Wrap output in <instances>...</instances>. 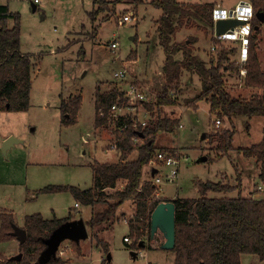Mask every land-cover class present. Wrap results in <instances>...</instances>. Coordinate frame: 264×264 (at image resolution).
<instances>
[{"label": "rangeland", "instance_id": "374dc122", "mask_svg": "<svg viewBox=\"0 0 264 264\" xmlns=\"http://www.w3.org/2000/svg\"><path fill=\"white\" fill-rule=\"evenodd\" d=\"M35 1L0 0V5L9 6L11 12L21 16L22 52L41 59V65L32 75L30 109L24 112H0V211L2 212L3 209L12 211L19 224L24 222L27 214L42 212L52 216L53 210L61 214L69 212L71 205L75 207V201L68 192L58 194L41 192L35 201L30 200L31 193L40 192L48 186L91 188L93 187V174L90 168L92 163L119 161V152L107 149V144L110 143L108 140H111V144L115 140L111 128L103 126V129L100 128L101 131L96 133L101 137L95 136L97 88L101 93L119 90V82L115 80L113 71L127 67L124 66L126 64L124 61L129 54L131 58L138 54L137 67L141 72L145 69L146 62L150 65L146 74L149 79L156 77L162 71L165 60V52L155 28V20L161 16V10L150 5V0H144L142 6H140L141 0H123L117 5L110 3L108 9L100 13H93L98 8L94 0ZM108 1L115 2V0ZM179 1L215 3V7L223 8H232L239 2V0ZM34 8H37L36 12ZM92 13L97 14L95 19H92ZM131 13L135 14L136 20L132 19L125 24L119 22L120 16ZM13 22L10 20V27H13ZM190 23L189 26L181 27L182 38L179 39L181 41L175 42L176 44H189L194 54L199 58H206L210 64L212 61H217L220 47L231 49L234 50V54L230 56V60L238 64L236 44L219 42V48L217 47L214 53L211 50L216 43L214 29L202 20L192 19ZM253 36L258 37V34L254 32ZM112 40L120 43V48L116 52H111L107 48ZM173 41H176V35ZM154 53L155 60H152L150 55ZM261 53L264 63V51ZM182 59L183 53L180 51L175 56V60L181 62ZM228 74L227 87L233 94L248 97L259 92L246 87L245 82L240 81L237 72L230 71ZM194 75L195 72L182 73L179 85L173 91L176 94L180 93L176 96L175 104L165 108L168 110L166 112L171 109L179 110L180 107L182 112L187 107L196 108L197 103L194 102V98L200 94V86L198 88V84L194 82ZM159 76L152 81L148 78H143L146 81H142L140 77L137 80L144 86L152 88L156 80L164 82L160 79L162 76ZM130 80L128 72L127 81ZM148 95L150 98H156L151 92ZM78 96L83 99L78 121L73 125L65 126L62 124L60 110L62 99L69 101ZM198 117L199 119L195 120L197 129L210 128L207 137L215 136L217 131L228 124L224 119L220 128L215 127L214 121L217 118L212 117V121L210 120L209 104L205 101L200 102ZM184 119L185 128L180 129V139L182 143L188 145H178L176 131L159 133L157 136L158 151L172 152L181 159L176 182L165 181L157 190V199L197 198L199 197L197 181H216L219 178L223 182L237 185L238 179L234 180L232 177L235 169L238 171L237 175L242 174L244 183L248 181L246 184L248 189L253 190L255 184L260 183L258 164L254 159L247 158L239 152V148H248L262 141L263 117H237L234 126L227 125L229 129L233 127L235 129L233 140L235 149L229 151L224 158H221L223 157L221 152L209 139H201V134L196 132L193 119L189 116ZM7 135H14L23 143H17L5 157L2 139ZM204 157H208V162H201V158ZM161 168L163 175L168 173V168L165 166ZM242 187V193L247 195L246 187L244 185ZM262 187V190L258 188L256 192H263L264 186ZM233 194L236 196V193ZM160 195L162 196L159 197ZM260 195L264 198V192ZM103 207L104 205H99L97 209L100 211ZM127 209L126 216L122 215L120 218L122 223H117L116 229L107 236L111 244L109 254L112 260L104 263L103 253L93 247L88 251L86 259L78 258L74 264H173L172 257H166V252L169 251L148 250L151 247L158 249L164 242L165 238L161 232L156 234L154 240H151L146 233L142 240L144 247L141 251L139 246H136L139 251L131 249L133 242L125 243L124 236L132 237L127 225L136 216V209L132 210L131 205H128ZM79 210L82 212L81 216L86 219L92 208L81 206ZM84 244L87 245L88 241H84ZM70 245L72 249L70 251H73L74 244ZM131 251L139 253L136 260L132 259ZM66 260L71 259L66 258ZM243 263L247 264V261L244 259Z\"/></svg>", "mask_w": 264, "mask_h": 264}, {"label": "trees", "instance_id": "16d2710c", "mask_svg": "<svg viewBox=\"0 0 264 264\" xmlns=\"http://www.w3.org/2000/svg\"><path fill=\"white\" fill-rule=\"evenodd\" d=\"M123 0L108 2L94 0L98 6L93 13L107 10L108 4L117 5ZM255 13L264 12V0H250ZM151 4L161 9L163 14L158 20V32L161 45L166 53L164 66L165 84L158 93L155 102L146 103L151 113L149 124L140 130L131 127L120 134L119 149L121 160L118 163H101L95 161L93 170V187L87 190L73 186H48L41 192L58 193L71 192L76 201L86 206L104 204L101 211H94L88 226L94 231L110 222L117 210L126 201H134L137 205L136 216L129 222L133 239V249L150 233L151 214L155 207L168 199H157V187L151 182L142 183L144 167L159 150L157 136L159 133H174L177 129V119L166 112V107L174 105L172 91L178 87L183 69L197 73L202 81V91L194 98V102L206 100L210 104L212 115L223 122L227 119L232 126L237 117L264 118V71L257 52L258 37L251 36L249 59L245 68L246 87L262 89L261 93L248 97L233 94L227 87L228 72H237L241 65L231 62L230 56L234 50L218 47L217 61L210 66L197 58L189 44L173 43L177 30L191 25L192 19L202 20L214 29L212 19L214 3H181L178 0H151ZM106 7V8H105ZM91 14L95 19L97 14ZM13 20V27H10ZM187 20V22H185ZM261 22L256 17L253 20V33H260ZM21 16L12 13L7 5H0V112H24L30 109L32 91V60L21 50ZM220 42V43H219ZM194 42H191L193 44ZM182 51L181 62L175 56ZM121 93L111 90L101 93L97 88L95 98V127L109 125V111L117 102ZM82 97L73 100L62 99L61 117L65 126L73 125L78 120L82 105ZM197 107V106H196ZM101 112L104 114L102 115ZM215 119V120H217ZM226 122V120H225ZM235 129L221 128L211 135L210 141L224 158L229 151L234 150ZM138 138L139 142H135ZM137 152V157L129 160V156ZM245 157L254 159L258 164L259 179L264 186V137L262 141L248 148H239ZM238 184L227 182L197 181L198 198L172 200L176 204V246L174 264H242V254L258 255L264 261V198H253L242 195V184L238 174ZM123 184L124 188L120 189ZM260 185V186H262ZM259 187V186H258ZM239 190L237 197H210L213 194H229ZM114 191V192H112ZM261 192V191H260ZM264 192V191H263ZM2 227L0 243L17 239L12 234L15 224L13 214L1 212ZM72 218L46 220L36 214L26 217L25 230L27 241L21 243V261L6 258L0 264H38L39 257L45 249L43 240L63 223ZM99 245L106 252L109 246L100 241L94 233ZM77 247L78 243L73 242ZM47 264H67L61 257L52 258Z\"/></svg>", "mask_w": 264, "mask_h": 264}, {"label": "crops", "instance_id": "0c3cea01", "mask_svg": "<svg viewBox=\"0 0 264 264\" xmlns=\"http://www.w3.org/2000/svg\"><path fill=\"white\" fill-rule=\"evenodd\" d=\"M106 1H108V0H106ZM142 1V3H141V5L140 6H142V4L144 3V0H141ZM179 1V0H178ZM240 1V0H239ZM36 2V1H35ZM108 2H113V1H108ZM149 2V1H148ZM180 2V1H179ZM150 5H152L151 4V0H150ZM181 3H184V2H181ZM185 3H192V2H185ZM238 3V2H237ZM199 4H204V3H199ZM215 4V3H214ZM153 6V5H152ZM217 7V6H216ZM117 9V8H116ZM158 10H161V9H158ZM34 11L36 12L37 11V8H34ZM136 11L138 12V9H136ZM13 13V12H12ZM162 14H163V12H162V10H161V16H162ZM160 16V17H161ZM159 17V18H160ZM159 18L158 19H156L155 20V28H156V31H157V33H158V36H159V32H158V20H159ZM184 32V31H183ZM182 28H179L178 30H177V33H176V41H173L174 43L175 42H179V41H181V40H179L180 38H182ZM148 37H149V35H148ZM197 37V36H196ZM173 39H175V36H174V38ZM159 40H160V37H159ZM160 44H161V42H160ZM162 46V45H161ZM162 48L164 49V47L162 46ZM21 50H22V47H21ZM262 51H264V23H261V25H260V33L258 34V41H257V52H258V56H259V59H260V62H261V66H262V69H263V71H264V63H263V59H262ZM164 52H165V50H164ZM30 56V58H31V60H32V71H31V74L33 75V72H34V70H36V68H39V66L41 65V59H40V57H38V58H33V55H29ZM195 56H197L196 54H195ZM150 57H151V59L152 60H155V53L154 54H151L150 55ZM197 58H199L198 56H197ZM200 60H202L203 62H205L208 66H209V64H210V62L208 63L207 62V60H206V58H204V57H201V58H199ZM165 61H166V53H165V60H164V62H163V64H162V71H160L159 73H160V76H159V73L156 75V77H151V79H149L148 78V76L146 75L147 74V71H148V68H149V66L150 65H148L147 64V62H146V65H145V69H142L143 71L141 72V69H139V67H137V64L139 63V56H138V54L136 55V57H133V58H131V54H129V56L126 58V61H124V63H126V64H128V65H126V64H124V66H129L128 68H129V73H130V77H131V80L129 81L130 83H135V84H141V82H139V80H137V79H139L138 77H140V78H142L141 80L142 81H146V80H143V78H145V79H147L148 78V80L149 81H152L153 79H156V78H158V76L159 77H161L162 76V78H160L161 80L162 79H164L163 78V75H164V66H165ZM130 66H131V68H130ZM138 71H140V73L142 74V75H145V76H142V75H140V73H138ZM185 71H187V72H193V71H188V70H186V69H183V72H185ZM182 72V73H183ZM160 81V80H159ZM158 80H156V83L153 85V87L151 88L150 86H144L143 84H141L143 87H146V88H148V90L152 93V94H155V97L157 98V95H158V93L161 91V89H162V87L160 86V83L161 82H159ZM165 81V80H164ZM194 82L195 83H197L198 84V88H199V86H200V92L199 93H201V91H202V81H201V78H200V76L197 74V73H195V75H194ZM160 87H161V89H160ZM248 88H253V89H255L256 91H259V92H257V93H261V91H262V89H260V88H254V87H248ZM182 91V90H181ZM172 93V98H173V100H176L177 99V94L178 93H180V92H178L177 94H176V92H171ZM151 100H152V102H155V99L154 98H151ZM203 101H205V102H207L206 100H203ZM200 102L201 101H199L198 103H197V107L194 109H192V108H186V110L185 111H183L182 112V108L180 107V109L179 110H175V109H171V110H169V113H170V115H172V116H174V118H176V119H178L177 121H178V125H177V129H176V132L178 133V145H180V146H184V145H188V144H186V143H182V141H181V139H180V129H182V128H185V125H184V118L186 117V116H189L191 119H193V122H194V126H195V128H196V132L198 133V134H201V139L202 140H206V139H209L210 140V138L211 137H207V134H208V132H209V129L210 128H202V129H197L198 127H196V126H198L197 125V121L195 122V120H197V119H199V117H198V111H199V108H200ZM208 103V102H207ZM209 104V103H208ZM166 111H168V110H166ZM4 112H7V111H4ZM209 113H210V116H211V118H210V120L212 121V117H214L215 118V116L214 115H212V113H211V109H210V104H209ZM78 117H79V113H78ZM224 120V119H223ZM222 120V121H223ZM226 120V122L228 123L227 125H229L230 124V122L229 121H227V119H225ZM224 120V121H225ZM78 121V120H77ZM223 121V122H224ZM222 122V123H223ZM233 124H234V120H233ZM227 125H224L223 126V128H228V126ZM105 127H108L109 125H104ZM100 128H102L103 129V126H101V127H98V128H96L95 127V120H94V132H95V136H97V137H101V136H98L96 133H99V131H101L100 130ZM33 131H35V130H33ZM11 135H7L6 137H4L3 139H2V142H3V144H4V142L10 137ZM14 136V135H13ZM108 141H110V143L109 144H107V146H108V150L109 151H111V149L109 148V145L111 144V140L109 139ZM18 143H23L22 141H20V142H18ZM16 144L17 143H14L12 146H10L7 150H6V152H4V155H5V157L8 155V152L13 148V147H15L16 146ZM255 145V144H254ZM118 152H119V155H120V157H119V161L121 160V150L118 148V149H116ZM137 157V154H133V155H131V156H129V160H133V159H135ZM208 157H204V158H201V162L202 161H206V162H208ZM118 161V162H119ZM118 162H116V163H118ZM93 164V163H92ZM91 164V165H92ZM91 165H90V168H91V170H92V167H91ZM236 167V166H235ZM154 170H156V169H154ZM154 170H152V171H150L149 170V168H147V166H145L144 167V170H143V177H142V183H146V182H148L146 179L148 178V177H153L155 174H153V172H154ZM150 172V173H149ZM237 173H238V171L235 169V174L232 176L233 178H234V180H236V179H238V175H237ZM92 174H93V170H92ZM240 180H241V184L242 185H244V187H246V184H247V182L246 183H244V180H243V177H242V174L240 173ZM207 181H213V182H218V181H222L221 179H219L218 178V180H216V181H214V180H207ZM260 183H261V185H262V182L260 181ZM259 183V184H260ZM259 184H255V188L253 189V190H250V189H248L247 187H246V191H247V195H250V196H252L253 198L255 197V198H259V197H262L263 195H260L261 193H263V192H260L259 191V193H257L256 192V190L258 189V186L259 187H261ZM235 185V184H234ZM258 185V186H257ZM75 187V186H74ZM120 188H124V185L123 184H121L120 186H119ZM77 188H79V187H77ZM81 189V188H80ZM89 189V188H88ZM242 189H243V187L241 188V191H242ZM81 190H87V189H81ZM64 192H68V191H64ZM244 192V191H243ZM58 193H62V192H58ZM57 193V194H58ZM68 193H70L71 194V196L73 197V200L75 201V205H76V203H79L78 201H76V199L74 198V196L72 195V193L71 192H68ZM233 193H236V196H234V194ZM246 193V192H245ZM41 193H39V191H35V193L33 192V193H31V199L30 200H33V201H35L38 197H39V195H40ZM53 194H56V193H53ZM229 195H233V196H229ZM239 195V190H237V191H234V192H232V193H229V194H213V193H211L209 196L210 197H237ZM242 195L243 196H247V195H245L244 193H242ZM36 196V197H35ZM162 195H160L159 197H161ZM259 196V197H258ZM163 198H166L165 196H163ZM198 198V197H197ZM182 199H185V198H182ZM27 201H28V199H27ZM99 205H104V204H97V205H94V206H91V205H89V206H86V205H83L82 203H79V207H74V206H70V208H69V212L67 211V213H61V214H57L54 210L52 211L53 212V215L52 216H49V215H45V214H43L42 212H35V213H32V214H27L26 216H25V218H24V222L22 223V224H19V220H17V218H16V216H15V214L12 212V211H6V210H4V211H6L7 213H10V214H13V217H14V221H15V224L17 225V226H19V227H21V228H25V224H26V217H28V216H31V215H36V214H40V215H42L46 220H53V219H60V220H65V219H69V218H72V220H70V221H73V220H79V219H83L84 221H85V224H86V226H87V228H88V231H89V237L88 238H86V239H84V240H81L79 243H78V245H77V247L75 246V244L73 243V241H71V240H66V242H68V241H71V243H73L74 245H73V251H67L66 252V254L63 256V257H61L64 261H66L67 262V264H74V263H76V260L78 259V258H80V259H86V257H87V253H88V251L89 250H91L93 247H95L94 249H98V250H100L101 251V253H103V257H104V263H106V262H108V261H110V260H112V257H111V255L109 254V252H110V247H111V244H110V242L108 241V238H107V236L112 232V231H114L115 229H116V225H117V223H122L121 221V216L123 215H125V212L127 211L128 212V209H127V207H128V205H131V208H132V210H135L136 208H137V205H136V203L134 202V201H132V200H130V201H126L122 206H120V208L117 210V212H116V214H115V216L113 217V219L110 221V222H108V223H106V224H104V225H102L100 228H96L94 231H92V229L88 226V221L91 219V217H92V215H93V212L94 211H96V210H98L99 211V209H97V207L99 206ZM81 206H84V207H87V208H92V210H91V213H90V215H89V217H87L86 219H84L82 216H81V211L79 210L80 208H81ZM104 207H105V205H104ZM104 207L103 208H101L100 209V211L101 210H103L104 209ZM123 209V210H122ZM67 214V215H66ZM126 216V215H125ZM127 222V221H126ZM128 226V229H129V231H130V226L129 225H127ZM1 227H2V220H1V211H0V229H1ZM94 233H96L97 234V237H98V239L100 240V241H102L103 243H106V244H108V246H109V251L108 252H106L105 250H104V248H103V246H102V244L101 245H99L98 244V242H97V239H96V237L94 236ZM126 236H124V238H125ZM149 237H150V239L151 240H154L155 238H151V235H150V233H149ZM84 241H88V244L87 245H85L84 244ZM133 242V239H132V241L131 242H127V244H129V243H132ZM64 243H65V241H64ZM126 243V242H125ZM141 243H143L144 244V242L142 241V242H140V244ZM163 243V242H162ZM161 243V244H162ZM160 244V245H161ZM129 246V245H128ZM139 250L141 251V250H143V247H144V245L143 246H141V245H139ZM131 249L133 250V248L131 247ZM134 249H136V248H134ZM145 249V248H144ZM20 250H21V242L18 240V239H13V240H11V241H7V242H2V243H0V261H2V260H4V259H6V258H12L13 256H16V255H18V254H20ZM136 250H138V249H136ZM138 250V251H139ZM148 250H152V251H169V252H166V257H168V256H171L172 257V262H173V264L175 263V252H173V251H171V250H164V249H162L160 246H159V248L157 249H153L152 247L150 248V249H148ZM133 252H136L137 253V256H135L134 254H133ZM107 255V256H106ZM138 255H139V253L137 252V251H131V257H132V259H134V260H136L137 258H138ZM164 255H165V253H164ZM57 256H59L58 255V252H57ZM105 256H106V258H105ZM77 257V258H76ZM66 258H70L71 260H66ZM245 259V261H247V264H264V261H261L260 260V258H259V256L258 255H255V254H242V256H241V263L242 264H244L243 263V260ZM151 264V263H150Z\"/></svg>", "mask_w": 264, "mask_h": 264}, {"label": "built area", "instance_id": "2783aa9c", "mask_svg": "<svg viewBox=\"0 0 264 264\" xmlns=\"http://www.w3.org/2000/svg\"><path fill=\"white\" fill-rule=\"evenodd\" d=\"M255 15L254 5L250 0H240L232 8L217 6L214 7L212 11L214 25L219 20L227 19H236L244 22L242 25L230 29L221 35H216L214 31L215 39L219 40L221 43H233L237 45L238 64L242 66L238 77L240 81L244 82L247 77V69L244 65L247 64L249 59L250 38L253 34V20ZM118 19L121 24H125L132 19L136 20V16L134 13H131L130 15L120 16ZM107 48L111 52H116L120 48V43L117 40H112L109 45H107ZM211 50L215 53L217 50L216 46L213 45ZM128 72V67H124L118 71H113L115 80L119 82V92L122 96H120L119 100L111 106L109 111V127L115 134V140L110 145L111 150L119 148V142L121 140L119 139V136L126 129L130 127L133 130L143 129L149 124V119L152 116L150 111L145 106L146 103L152 102L148 95V93L150 94V91L141 84L128 82ZM164 84L165 81L161 82L160 86L163 87ZM101 114L104 115L102 112ZM221 125L222 122L220 119L214 121L215 127L220 128ZM138 141L139 140L137 138L135 142ZM180 160V157L176 156L172 152L166 150L158 151L156 156L146 165L150 171L156 169V174L153 177H148L146 180L151 181L157 187V190L165 181L175 183L179 175ZM160 165L161 167L165 166L168 168L169 171L167 174L163 175ZM258 188L259 190L263 189V187ZM75 206L79 207V203H76ZM124 241L131 242L127 236L124 238ZM70 244L71 241L61 243L58 249L59 257H63L67 251L72 250Z\"/></svg>", "mask_w": 264, "mask_h": 264}, {"label": "water", "instance_id": "95a60500", "mask_svg": "<svg viewBox=\"0 0 264 264\" xmlns=\"http://www.w3.org/2000/svg\"><path fill=\"white\" fill-rule=\"evenodd\" d=\"M256 17L261 23H264V12H259ZM244 22L236 19L219 20L214 27L216 35H221L226 33L228 30L233 29ZM20 140L14 136L9 137L3 144V151L12 146L14 143H18ZM156 173L154 170L153 174ZM150 235L151 238H155L158 232H161L165 238L164 242L160 247L164 250H173L176 246V204L172 200L160 202L151 214L150 220ZM14 231L12 234L21 242L25 243L27 241L28 235L24 228L13 225ZM89 237V231L83 219L67 221L56 228L52 234L44 239L45 249L42 251L38 264H47L52 258L57 257L58 249L62 242L66 240H71L73 242L79 243ZM141 246L144 244L141 243ZM137 256L136 252H133ZM23 254H18L13 256L11 259L14 261H21Z\"/></svg>", "mask_w": 264, "mask_h": 264}]
</instances>
